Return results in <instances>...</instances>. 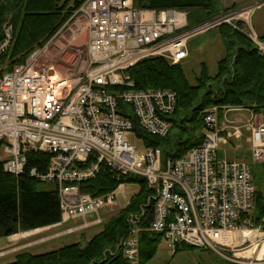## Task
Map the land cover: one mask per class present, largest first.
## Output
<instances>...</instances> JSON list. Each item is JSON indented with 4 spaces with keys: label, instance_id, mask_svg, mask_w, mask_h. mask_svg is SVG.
I'll return each mask as SVG.
<instances>
[{
    "label": "built area",
    "instance_id": "obj_1",
    "mask_svg": "<svg viewBox=\"0 0 264 264\" xmlns=\"http://www.w3.org/2000/svg\"><path fill=\"white\" fill-rule=\"evenodd\" d=\"M79 1L73 17L85 20L89 36L83 72L71 79L38 66L43 49L0 75L4 170L57 183L62 220L54 225L81 219L75 229L103 223L100 209L119 195L127 197L126 182L96 196L82 191L81 184L96 177L102 166L119 177H142L151 195L139 212L128 216L129 232L117 246L125 258L140 264V234L147 230L160 234L173 250L185 243L238 262L231 256H237L238 249L245 252L243 245L251 238L244 231L253 230L257 187L250 162L219 154L231 150L225 144L241 147L235 141L243 139L246 130L253 159H264V123L253 111L246 119L228 114L240 106H213L206 109L208 127L202 143L180 156L166 154L161 146L148 144L145 136L169 135L178 92L166 87L139 89L127 70L151 56L179 63L190 55L191 38L222 23L245 32L264 53V40L252 27V32L245 27L253 6L192 23L184 9L138 7L135 0ZM11 38L8 29L0 54ZM55 72L57 79L52 78ZM129 135L143 144L142 150ZM30 150L49 155L46 170L27 168ZM151 199L153 216L143 227ZM92 214L96 216L88 220ZM242 264H264V253Z\"/></svg>",
    "mask_w": 264,
    "mask_h": 264
},
{
    "label": "trees",
    "instance_id": "obj_2",
    "mask_svg": "<svg viewBox=\"0 0 264 264\" xmlns=\"http://www.w3.org/2000/svg\"><path fill=\"white\" fill-rule=\"evenodd\" d=\"M135 4L158 10L201 7L208 10L205 19L236 8L223 7L219 0H135ZM79 6V0H0V43L5 40L8 29L12 35L7 49L0 54V75L44 47L65 23L74 19ZM217 27L225 35L227 51L219 59L215 74H211L203 62L200 74L192 82L185 67L188 57L174 64L163 56H151L127 70L139 89L166 87L178 92L177 109L170 117L173 124L169 135L164 138L145 136L148 144L161 146L166 154L180 156L202 143L208 127L204 121L206 109L213 106L242 105L254 113L264 114V53L233 24L222 23ZM259 37L264 40V33ZM27 156V168L36 167L41 171L48 168L49 155L30 150ZM263 167L264 164H252L257 187L251 214L255 225L261 224L264 218ZM120 182L138 183L140 188L125 207L110 217L101 231L85 241L84 247L80 240L45 252L23 250L5 264H132L117 246L129 232L128 216L139 212L151 195L147 181L133 175L119 177L102 166L96 177L81 184V189L96 196L113 190ZM154 204L151 199L143 227L148 226L153 216ZM61 219L57 183L43 182L28 174L15 176L6 172L0 161V238L57 224ZM161 240L158 233L141 232L140 264H146L156 255ZM193 248L179 243L174 253ZM215 259L217 264H237L217 255Z\"/></svg>",
    "mask_w": 264,
    "mask_h": 264
},
{
    "label": "rangeland",
    "instance_id": "obj_3",
    "mask_svg": "<svg viewBox=\"0 0 264 264\" xmlns=\"http://www.w3.org/2000/svg\"><path fill=\"white\" fill-rule=\"evenodd\" d=\"M222 6L241 8L245 6H253L252 14L246 17L245 27L249 32H252L251 27L259 35L264 33V0H219ZM232 10V9H231ZM229 10V11H231ZM189 13L190 21L198 23L207 17V9L201 7H192L186 10ZM225 12V11H223ZM231 24V23H230ZM251 25V26H250ZM88 27L85 20L79 15L74 16L72 21L65 23L48 41V43L35 51H41L38 57V66H47L59 72L60 75L74 78L87 68L89 54L87 50L88 44ZM190 55L186 60V71L192 82H195V76H198L201 71V63L205 62L211 74H215L218 70V61L225 56L227 51L226 38L220 27H213L203 33H200L189 42ZM57 74V73H56ZM232 106V105H230ZM240 110L229 111L228 114L232 117L236 112H241L247 108L242 105ZM249 112L243 111V118H247ZM258 114V115H257ZM257 120L264 123V114L256 113ZM242 118V117H241ZM245 137L241 140H236L235 144H241V147L234 148L232 144L223 145L224 148L231 149L228 152H220L221 157H230L240 160H245L252 164H264V159L255 161L250 145L246 142V137L249 132L244 130ZM129 140L137 145L139 150L143 149V144L128 136ZM264 168V167H263ZM259 169V168H258ZM262 170V168L260 169ZM127 197L119 195L117 200L106 204L100 209V215L103 218V223L96 224L89 228H78L81 224V219L71 220L59 225H51L48 229L33 231L30 234L19 231L12 234L10 240L8 237L0 238V264L8 263L14 260V255L23 250H29L33 253L45 252L56 249L62 245L70 244L77 241L89 240L93 235L104 228L105 223L115 215L121 208L125 207L135 193L139 190V184L126 183ZM128 202V203H127ZM96 215L88 216L91 220ZM252 217V216H251ZM62 220V219H61ZM252 228L255 234L244 243L246 251L242 249L236 250L237 256H231L239 259L238 262L232 259H227L219 256L211 251L200 248H193L186 251L174 253L171 243L162 238L156 255L146 264H217L216 255L230 262L242 264V262L256 261L257 257H262L264 253V218L261 224L255 225L252 222ZM70 229H74L70 231ZM86 243V242H85ZM233 252V251H232ZM231 252V254H232ZM246 256V257H243Z\"/></svg>",
    "mask_w": 264,
    "mask_h": 264
},
{
    "label": "bare ground",
    "instance_id": "obj_4",
    "mask_svg": "<svg viewBox=\"0 0 264 264\" xmlns=\"http://www.w3.org/2000/svg\"><path fill=\"white\" fill-rule=\"evenodd\" d=\"M56 73H57V72H55V73L52 75V78H53V79H57V78H58V73H57V74H56ZM244 233H245V236H249V235H250V237H252L253 234H255V235L258 234V233L256 234L254 230H252V231L245 230Z\"/></svg>",
    "mask_w": 264,
    "mask_h": 264
},
{
    "label": "crops",
    "instance_id": "obj_5",
    "mask_svg": "<svg viewBox=\"0 0 264 264\" xmlns=\"http://www.w3.org/2000/svg\"><path fill=\"white\" fill-rule=\"evenodd\" d=\"M223 7H228V6H223ZM189 46H190V44H189ZM243 111H244V112H245V111L249 112L248 116L251 115V109H246V110H242L241 112H236L235 115H232V117H233V116H236V117H244V116H243ZM257 115H258V114H257ZM8 240H10V237H8Z\"/></svg>",
    "mask_w": 264,
    "mask_h": 264
},
{
    "label": "water",
    "instance_id": "obj_6",
    "mask_svg": "<svg viewBox=\"0 0 264 264\" xmlns=\"http://www.w3.org/2000/svg\"><path fill=\"white\" fill-rule=\"evenodd\" d=\"M83 247L86 245L85 241H82Z\"/></svg>",
    "mask_w": 264,
    "mask_h": 264
}]
</instances>
